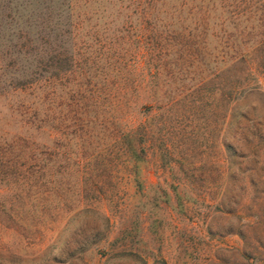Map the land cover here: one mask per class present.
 <instances>
[{
	"label": "rangeland",
	"instance_id": "374dc122",
	"mask_svg": "<svg viewBox=\"0 0 264 264\" xmlns=\"http://www.w3.org/2000/svg\"><path fill=\"white\" fill-rule=\"evenodd\" d=\"M25 146L0 264H264V0H0V163Z\"/></svg>",
	"mask_w": 264,
	"mask_h": 264
},
{
	"label": "trees",
	"instance_id": "16d2710c",
	"mask_svg": "<svg viewBox=\"0 0 264 264\" xmlns=\"http://www.w3.org/2000/svg\"><path fill=\"white\" fill-rule=\"evenodd\" d=\"M33 74V79H31V81H29L25 85V87H17V89L23 90L25 88H29L33 90L39 88L41 85L42 77L39 73L35 72ZM226 147L228 149H232V147L229 145H226ZM24 148L25 149L21 148L18 151H14L13 158H8L4 155V157L7 159L5 161L1 160L2 163H0V168L2 172L6 174V176L21 175L22 172H24L23 176L27 180V186H29V188L27 189V193H30L33 198L41 197V189L37 188H40L38 187L39 181L41 180V176H44V160L40 152L37 153L35 149L29 150L27 146H25ZM21 159H23V161ZM30 167H32V169ZM4 168H6L8 171Z\"/></svg>",
	"mask_w": 264,
	"mask_h": 264
}]
</instances>
